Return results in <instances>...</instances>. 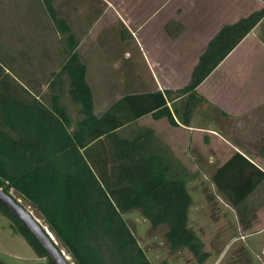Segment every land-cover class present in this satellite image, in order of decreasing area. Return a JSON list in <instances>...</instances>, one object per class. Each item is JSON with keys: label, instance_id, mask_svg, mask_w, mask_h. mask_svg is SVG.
<instances>
[{"label": "rangeland", "instance_id": "obj_1", "mask_svg": "<svg viewBox=\"0 0 264 264\" xmlns=\"http://www.w3.org/2000/svg\"><path fill=\"white\" fill-rule=\"evenodd\" d=\"M129 1L132 0H52L57 17L65 21L76 43L95 115L125 94L158 89L157 83L173 92L185 86L189 81V67L197 61L195 51L201 47L203 51L205 40L218 30L217 24L225 22L203 19L208 24L196 27L191 23L200 14V0L194 4L195 10L190 0H177L176 19L170 21L182 25L159 27L156 25L159 19L173 18L174 13L162 9L153 17L155 3L163 0H154L149 5L143 3L138 21L134 19L136 11L123 8ZM227 1L223 2L224 6L229 4ZM242 2L239 0L240 5ZM246 2L250 9L264 7V0L262 4L254 0ZM221 3L216 1L215 7ZM243 13V10L239 12ZM202 14V18H207L211 13ZM126 18L134 20L127 22ZM143 19L144 25L137 26ZM193 31L203 34L195 42L188 37ZM67 34L58 31L41 0H0V55L17 79L45 105L50 101L48 83L52 73L63 61ZM169 34L176 35V41L172 36L169 39ZM64 79L59 104L70 116L71 130L79 118L78 106L70 100ZM196 89L202 100L191 113L190 124L186 125L190 126L189 130L146 115L124 127L122 134L152 129L151 149L160 151L178 171H183L191 197L187 225L201 241L207 258L198 263L186 248L170 249L164 239L165 226L152 229L137 210L126 212L122 217L151 264H247L246 260L250 264H262L264 257L262 261L252 259L240 241H233L245 231L242 214L216 190L210 177L215 167L236 149L249 153L248 145L256 151L251 157L264 167V18ZM184 100L182 96L168 103L177 109V120ZM9 193L43 224L26 200L12 189ZM263 226L264 217L249 231ZM0 260L6 264H47L45 258L33 253L1 213Z\"/></svg>", "mask_w": 264, "mask_h": 264}, {"label": "trees", "instance_id": "obj_2", "mask_svg": "<svg viewBox=\"0 0 264 264\" xmlns=\"http://www.w3.org/2000/svg\"><path fill=\"white\" fill-rule=\"evenodd\" d=\"M41 3L58 31L68 33L63 61L52 73L50 101L45 105L17 79L0 55V188L8 194L12 189L37 211L73 264H151L122 217L132 210L139 211L152 229L165 226L164 239L170 249L186 248L202 263L208 253L187 225L191 197L183 171L160 151L151 149L152 129L130 134L122 131L144 115L165 119L171 126L187 125L202 100L196 87L264 18V7L220 26L182 88L125 94L95 115L72 34L57 17L52 0ZM64 78L67 94L78 106L79 118L71 130L70 116L59 104ZM182 96L185 100L176 120L178 111L167 102ZM210 179L238 210L260 186L264 172L234 152ZM0 213L37 257L53 264L28 228L1 203ZM0 264L6 263L0 260Z\"/></svg>", "mask_w": 264, "mask_h": 264}, {"label": "crops", "instance_id": "obj_3", "mask_svg": "<svg viewBox=\"0 0 264 264\" xmlns=\"http://www.w3.org/2000/svg\"><path fill=\"white\" fill-rule=\"evenodd\" d=\"M154 1V0H132V1H129V4H123L125 5V9H129V10H133V11H136L137 14L135 15V20L138 21L139 18H140V10L142 9V5L143 3L145 5H149L151 4V2ZM176 1V2H175ZM216 1L217 2H222L219 7V5L217 7L216 6ZM227 1V0H225ZM224 0H200V5L201 6V9L199 10L200 11V14L196 15V17L194 16V20L191 24H193L194 26H199V27H205L206 24H208V22L204 23L203 22V19H207V20H211L212 22H216L218 19H222L223 21L225 20V22H219L217 24L218 27L224 25V24H229V23H232L234 21H236L238 18L245 16L247 15L248 13H250L251 11H254L256 9H254L252 7V9L248 8V4L247 2L245 3V0H243L242 5H240L239 3V0H229L230 3L225 5L223 4V2H225ZM247 1H250V0H247ZM157 2V0H156ZM197 3V0H190V3L192 4V8L194 9L195 6L194 4ZM255 3H258V4H262L261 0H254ZM132 4L134 5L132 7ZM219 4V3H218ZM127 5V6H126ZM129 5V6H128ZM245 6V7H244ZM223 7H226L223 8ZM250 7V6H249ZM165 10V11H170L172 10L174 13H173V18L169 17V18H164L162 21H160V19L158 20V23L156 22V25L159 26V27H171V26H174V27H178V26H181L182 23H179V22H176L173 20V22H171L170 20L171 19H176V15L175 12L177 11V0H163L159 3H155V6L153 7L152 9V14H153V17H155L161 10ZM195 10V9H194ZM243 10L244 13L243 14H239V12ZM206 12V16H207V13H211L207 16V18L203 17L201 15L202 12ZM210 11V12H209ZM215 12V14L213 15V13ZM221 12V13H220ZM223 13V14H222ZM199 16H201V18H199ZM180 18V17H179ZM133 18H130L129 20L126 18L125 21H132L134 20ZM206 20V21H207ZM124 21V22H125ZM262 21V19L260 20V22ZM135 22V21H134ZM259 22V23H260ZM126 23V22H125ZM195 23H198V24H195ZM257 23L250 31L249 33H247L242 40L246 39L247 37H249V35L252 33V31H254V29L256 28V26L259 24ZM139 24V25H138ZM213 24V23H212ZM144 25V19L141 23H137V26H143ZM172 34V33H171ZM170 35V34H169ZM168 35V36H169ZM203 34H201V31L197 32V31H193L189 34L188 37L192 38V41L195 42L197 40V38H201ZM171 36L170 35L168 38L171 39ZM213 36V35H212ZM211 36V37H212ZM173 37V40L176 41V35L175 36H172ZM210 37V38H211ZM178 38V37H177ZM210 38H207L204 42V45H203V48L204 46L206 45L207 41L210 39ZM202 47L200 48L199 51H195L197 54H195V58H198V56L200 55V53L202 52ZM194 64H192L190 67H189V72H191V69H192V66ZM157 86H158V90H171V88H161L160 84L157 83ZM197 88V87H196ZM157 90V89H156ZM197 90V89H196ZM173 91V90H171ZM168 104V102H167ZM169 106V104H168ZM170 107V106H169ZM146 116V115H144ZM142 116V117H144ZM140 117V118H142ZM175 118V117H174ZM139 119V118H138ZM176 119V118H175ZM159 120V119H158ZM177 120V119H176ZM189 122H190V119H189ZM188 122V124H190ZM178 123V122H177ZM187 124V125H188ZM178 125L180 127H182L183 129L185 130H189L190 129V126H186V125H182L180 123H178ZM177 125V126H178ZM178 126V127H179ZM173 127H176V126H173ZM264 147V145H263ZM247 149H249V153H245L243 152V150H240V149H236L234 152H238L240 154H242L244 157H246L250 162H252L254 165H256L260 170H262L264 172V167H262L260 165V163L255 160L254 157H251V154L255 153V149L253 146H250L248 145L246 147ZM232 152V153H234ZM231 153V154H232ZM230 154V155H231ZM229 155V156H230ZM228 156V157H229ZM253 156V155H252ZM227 157V158H228ZM227 158H225L220 164H218L215 168H217L218 166H220L224 161L227 160ZM214 168V169H215ZM254 203V204H253ZM263 204V205H262ZM255 205V206H254ZM257 205H260V207H257ZM257 207V209H256ZM253 208L255 211H250V209ZM262 208V209H261ZM238 210L241 212L242 214V221H243V228H245V231H242V233L239 234V236H237L236 238H234L233 241H240L242 243V245L245 246V249L251 254L252 256V259L253 258H257L259 261H262L263 257L262 255H264V226L259 228V229H256L254 231H249V228L251 226H253L256 222H258L259 220L263 219L264 217V179L263 181L261 182L260 186L255 189L251 194H249L246 199L243 201V203L238 207ZM237 218V216H236ZM238 224V223H237ZM236 224V226H237ZM248 230V231H246ZM253 237H257L256 239H254ZM256 242H258L257 244H254ZM254 244V245H253ZM259 250V251H258ZM264 264V263H262Z\"/></svg>", "mask_w": 264, "mask_h": 264}, {"label": "water", "instance_id": "obj_4", "mask_svg": "<svg viewBox=\"0 0 264 264\" xmlns=\"http://www.w3.org/2000/svg\"><path fill=\"white\" fill-rule=\"evenodd\" d=\"M0 203L4 205L16 218H18L37 240L53 264H73L68 256L57 245V242L46 228L19 200L0 188Z\"/></svg>", "mask_w": 264, "mask_h": 264}, {"label": "bare ground", "instance_id": "obj_5", "mask_svg": "<svg viewBox=\"0 0 264 264\" xmlns=\"http://www.w3.org/2000/svg\"><path fill=\"white\" fill-rule=\"evenodd\" d=\"M68 260H69V258H68ZM71 260V259H70Z\"/></svg>", "mask_w": 264, "mask_h": 264}]
</instances>
